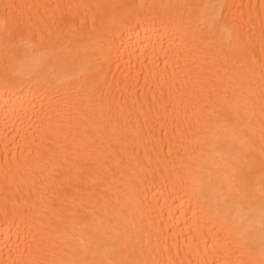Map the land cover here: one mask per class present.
Segmentation results:
<instances>
[{
  "label": "bare ground",
  "instance_id": "1",
  "mask_svg": "<svg viewBox=\"0 0 264 264\" xmlns=\"http://www.w3.org/2000/svg\"><path fill=\"white\" fill-rule=\"evenodd\" d=\"M0 264H264V0H0Z\"/></svg>",
  "mask_w": 264,
  "mask_h": 264
}]
</instances>
